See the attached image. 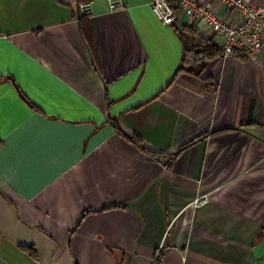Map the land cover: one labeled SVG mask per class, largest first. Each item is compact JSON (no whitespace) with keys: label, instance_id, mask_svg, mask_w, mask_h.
Masks as SVG:
<instances>
[{"label":"crops","instance_id":"crops-1","mask_svg":"<svg viewBox=\"0 0 264 264\" xmlns=\"http://www.w3.org/2000/svg\"><path fill=\"white\" fill-rule=\"evenodd\" d=\"M149 1L0 0V264H264V50Z\"/></svg>","mask_w":264,"mask_h":264},{"label":"built area","instance_id":"built-area-1","mask_svg":"<svg viewBox=\"0 0 264 264\" xmlns=\"http://www.w3.org/2000/svg\"><path fill=\"white\" fill-rule=\"evenodd\" d=\"M149 7L163 26L174 25L179 16L191 20L203 41L214 46L224 59L241 54L245 60L256 61L264 50V1L150 0ZM123 8L121 0H108L110 12ZM78 10L82 15L89 14L90 3L78 5ZM205 204L206 199L196 202L198 206ZM159 258L157 251L155 260ZM181 264L190 263L182 259Z\"/></svg>","mask_w":264,"mask_h":264},{"label":"trees","instance_id":"trees-1","mask_svg":"<svg viewBox=\"0 0 264 264\" xmlns=\"http://www.w3.org/2000/svg\"><path fill=\"white\" fill-rule=\"evenodd\" d=\"M89 1H91V0H77L78 5L83 4V3H86V2H89ZM79 16H80V18L81 17H86V15H82L81 16V14H79ZM205 43L210 44L209 42H205ZM200 47L202 49V53H205V52L210 51V50H213V49H215V51H214L215 53H217V52L219 53V51L214 46H212L211 44L208 47H205L203 45L200 46ZM89 48H90V51H91L92 56H94L93 48H92V45L90 43H89ZM215 53H213V54H215ZM211 55L212 54H209V56H211ZM178 71H183V68H180ZM130 139H131L132 142H134V144L140 145L139 142L137 140H135L134 138H130Z\"/></svg>","mask_w":264,"mask_h":264}]
</instances>
